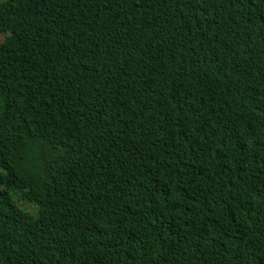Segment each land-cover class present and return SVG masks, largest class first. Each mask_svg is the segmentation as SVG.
Returning a JSON list of instances; mask_svg holds the SVG:
<instances>
[{"label": "trees", "instance_id": "16d2710c", "mask_svg": "<svg viewBox=\"0 0 264 264\" xmlns=\"http://www.w3.org/2000/svg\"><path fill=\"white\" fill-rule=\"evenodd\" d=\"M0 38V264H264V0H0Z\"/></svg>", "mask_w": 264, "mask_h": 264}, {"label": "rangeland", "instance_id": "374dc122", "mask_svg": "<svg viewBox=\"0 0 264 264\" xmlns=\"http://www.w3.org/2000/svg\"><path fill=\"white\" fill-rule=\"evenodd\" d=\"M3 40V38H0V42ZM20 206L22 207V208H24L25 210H27L28 212H30L31 214H36V212H37V208L34 206V205H32V204H27V203H24V202H21L20 203Z\"/></svg>", "mask_w": 264, "mask_h": 264}]
</instances>
